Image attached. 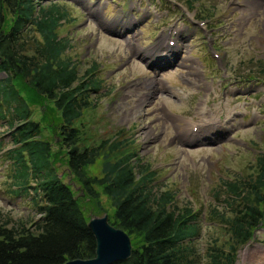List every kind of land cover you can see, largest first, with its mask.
Returning a JSON list of instances; mask_svg holds the SVG:
<instances>
[{
	"label": "rangeland",
	"instance_id": "374dc122",
	"mask_svg": "<svg viewBox=\"0 0 264 264\" xmlns=\"http://www.w3.org/2000/svg\"><path fill=\"white\" fill-rule=\"evenodd\" d=\"M52 1L67 9L68 18L57 30L71 45L65 57L78 63L80 74L97 66L96 76L102 81V90L91 96L94 107L76 122L88 137L83 147L99 146L101 140L123 141L125 147L114 157L133 153L154 172L156 191H169L177 207H190L198 214L200 234L190 243L195 255L190 264H211L212 248L227 253L232 245L225 226L208 216L215 204L221 205L213 194L223 190V182L245 179L254 171L257 156L264 153V0H194L190 4L189 0H44L42 4L46 7ZM132 11L144 19L138 35L139 52L143 50V55L137 53L140 60L148 58L145 54L152 47H160L162 39L157 35L164 37L170 25L181 36L178 52L184 53L174 71L164 77V95L158 78H153L164 75L153 72L152 76L144 68L153 58L145 64L129 59L123 42L114 35L118 27V31L126 30L122 26ZM182 18L184 23L179 22ZM150 81L154 94L147 89ZM46 105L31 106L33 120L41 122ZM51 115L56 119L55 113ZM203 120L211 121L204 141L186 142L187 126L202 125ZM218 126L226 129L214 130ZM58 127L57 123L54 136L46 127L40 136L50 142L58 175L75 193L88 219L108 216L112 212L108 199L101 196L93 201L68 173ZM11 134L0 122V220L9 226H29L39 218L30 198L9 192ZM99 164L97 160L87 172L97 175ZM234 264H264L262 226L236 249Z\"/></svg>",
	"mask_w": 264,
	"mask_h": 264
},
{
	"label": "trees",
	"instance_id": "16d2710c",
	"mask_svg": "<svg viewBox=\"0 0 264 264\" xmlns=\"http://www.w3.org/2000/svg\"><path fill=\"white\" fill-rule=\"evenodd\" d=\"M43 1L0 0V122L11 130L13 143L7 151L9 192L30 198L39 214L29 226L0 220V264H64L94 257L88 218L58 175L50 142L40 137L44 127L54 136L57 123L68 173L93 201L108 199L109 223L131 239L129 258L113 264H190L195 256L190 243L200 234L198 214L177 207L169 191H156L154 172L133 153L114 157L125 147L123 141L83 147L88 137L76 122L94 107L91 96L102 90V81L97 66L80 74L78 63L65 57L71 45L57 30L68 18L67 9L53 1L44 7ZM45 101L51 105L43 109L41 122L33 120L31 106ZM97 160L98 174L91 176L87 170ZM253 169L245 179L223 182V190L213 194L221 205L215 204L208 216L225 226L232 245L227 253L212 248L211 264H234L236 249L259 226L264 229V153Z\"/></svg>",
	"mask_w": 264,
	"mask_h": 264
},
{
	"label": "water",
	"instance_id": "95a60500",
	"mask_svg": "<svg viewBox=\"0 0 264 264\" xmlns=\"http://www.w3.org/2000/svg\"><path fill=\"white\" fill-rule=\"evenodd\" d=\"M87 228L95 242L94 257L71 260L64 264H113L125 261L131 255L129 236L123 230L113 227L108 222L107 214L90 217Z\"/></svg>",
	"mask_w": 264,
	"mask_h": 264
},
{
	"label": "bare ground",
	"instance_id": "6f19581e",
	"mask_svg": "<svg viewBox=\"0 0 264 264\" xmlns=\"http://www.w3.org/2000/svg\"><path fill=\"white\" fill-rule=\"evenodd\" d=\"M160 47H163V46H160ZM154 88L155 87L153 85V81H150L149 84H148V88L147 89H151V90L153 89L154 90V92H151L150 94H154L156 92V90ZM141 101L143 103L145 102L143 100H141ZM192 142L196 143L197 142V138L190 137V141H188V143H192Z\"/></svg>",
	"mask_w": 264,
	"mask_h": 264
}]
</instances>
